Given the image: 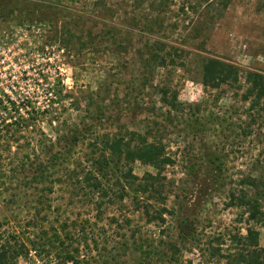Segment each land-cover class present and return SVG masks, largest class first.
Listing matches in <instances>:
<instances>
[{"label":"rangeland","instance_id":"1","mask_svg":"<svg viewBox=\"0 0 264 264\" xmlns=\"http://www.w3.org/2000/svg\"><path fill=\"white\" fill-rule=\"evenodd\" d=\"M113 25L121 29L113 30L115 37L99 35L108 32L99 29ZM60 32L63 37H58ZM149 53L165 57L163 67L153 60L142 67L140 58ZM203 56L226 62L238 72V81L206 91L201 83ZM254 69L264 72V0H0V97L42 100L45 76L63 85L61 94H73L60 109L68 120L80 126L99 122L86 111L101 106L105 118L113 115L130 130L143 132L146 124L154 125L173 161L162 173L169 186L166 205L174 213L164 224L147 223L128 198L120 199L123 181L115 174L102 181L104 197H94L85 182L70 179L72 171L81 176L87 170L91 153L84 143L69 163L58 166L53 190L45 192L48 201L33 206L27 201L20 206L22 212L39 208L54 225L84 226L88 241L95 239L100 247V256L90 264H171L158 255L141 257L123 244L134 234L143 248H160L168 234L178 233L179 216L194 220L202 245L220 235L244 234L252 223L229 206V195L241 176L255 173L264 152V113L253 122L247 104L239 101L246 87L244 73ZM161 88L176 93L179 109L161 103ZM193 103L198 105H189ZM200 115L216 124L194 136L191 120ZM108 123L98 129L114 130L116 122ZM32 128L55 134L49 118L32 123ZM30 133L37 138L32 132L25 135L30 138ZM209 160L220 162L222 171L216 174ZM132 169L138 176L155 172L139 161ZM21 181L19 185H27V179ZM96 200L101 204L99 220ZM47 203L49 210L42 211ZM6 210L0 202V221ZM255 228L264 246V226ZM66 241L76 243L74 238ZM183 258L198 259L189 251Z\"/></svg>","mask_w":264,"mask_h":264},{"label":"trees","instance_id":"2","mask_svg":"<svg viewBox=\"0 0 264 264\" xmlns=\"http://www.w3.org/2000/svg\"><path fill=\"white\" fill-rule=\"evenodd\" d=\"M103 6H106V1ZM106 27L99 29L108 30L107 33L101 32L100 36L115 37L113 30H121L115 25L112 28ZM58 37H63L62 32ZM62 45L66 47L65 44ZM149 54L140 58L142 67H148L150 60L156 61L159 67L166 63L165 57L156 53ZM201 60V83L206 91L226 88L238 81V72L229 68L226 62L205 56ZM168 61L173 63L172 59ZM243 83L246 87L241 91L239 101L247 104L251 121L256 122L264 113V72L257 69L246 71ZM42 86L46 91L42 100L11 95L0 97V202L7 206L9 214H3L0 221V264H38L36 261L41 262L40 264H90L91 258L100 256L98 241H88L89 236L84 226L67 228L65 225H54L44 213L43 216L40 215L42 212L39 208L32 214L22 212L20 208L27 201L32 206L43 205L48 201L45 192H52L55 175L59 172L58 166L71 161L80 143L86 144L90 149L91 154L86 158L87 170L81 176L72 171L70 179H80L90 188L94 197H104L107 192L102 181L109 174H115L118 180L123 181L120 199L128 198L132 209L140 212L147 223L164 224L167 215L173 217L174 213L166 205L169 186L162 174L173 161L166 153L165 145L158 137L154 125L146 124L143 132L130 130L125 124L114 120L113 115L105 118L104 108L96 106L93 109L88 107L86 112L90 113V119L99 122L80 126L78 122L65 118L60 110L64 100L71 99L73 94H61L63 85L51 82L45 76ZM158 93L163 105L171 110L179 109L175 92L161 88ZM70 102L72 105L73 100ZM104 103L105 100L102 99L101 104ZM189 105L195 106L198 103ZM76 107L78 106L75 109ZM200 117L196 116L197 119L191 120L193 129H196L194 136L204 135L208 125L216 124L213 118L204 115ZM42 118H49L54 136L42 130H31L32 123H37ZM52 121H55L56 126ZM108 121L116 122L114 130L98 129L99 126L106 128ZM26 132H32L37 138H32L31 133L28 138ZM243 132L245 136L248 135L245 130ZM261 155V159L256 160L255 173L241 176L229 195V206L239 210L241 216L245 215V222L252 223L246 226L244 234L238 232L234 235H220L202 245L195 236L194 220L188 222L179 216L178 233L174 237L168 234V239L162 240L160 248H150L152 245L143 248L144 245L135 240L134 234L131 235L132 240L123 245L137 251L141 257L158 255L161 262L166 257L171 264H264V246L260 245L259 232L255 228L258 224L264 226V152ZM136 161L151 166L155 172L135 175L132 165ZM209 161L215 173L222 171L220 162ZM23 178L28 181L27 185L21 186L18 182ZM100 206L96 200L98 214L95 219L98 220L102 213ZM41 207L42 211L49 210L50 204L47 203L45 208ZM85 222L88 223V220ZM72 238L75 239V244L66 241ZM93 251H96L95 255H92ZM185 251L195 252L197 261L192 258L185 260Z\"/></svg>","mask_w":264,"mask_h":264}]
</instances>
